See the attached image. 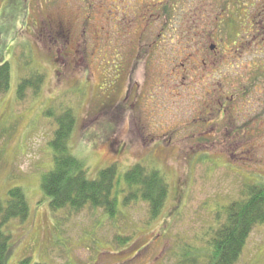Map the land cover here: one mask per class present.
<instances>
[{
  "label": "rangeland",
  "instance_id": "rangeland-1",
  "mask_svg": "<svg viewBox=\"0 0 264 264\" xmlns=\"http://www.w3.org/2000/svg\"><path fill=\"white\" fill-rule=\"evenodd\" d=\"M157 1L0 0V62L10 69L9 88L0 94V199L21 187L29 207L26 219L3 226L10 237L5 264H207L210 229L224 206L239 199L245 184L264 183V81L249 85L247 74L230 75L228 92L238 94L231 111L242 109L228 112L233 119L221 132H207L208 122L197 119L206 97L201 80L184 86L190 91L180 100L174 85H157L144 96L155 78L144 59L134 64V85L122 99L129 84L123 68L113 76L114 63L129 68L127 47L139 40L146 3ZM257 1L238 3L245 14ZM161 2V19L151 20L155 32L171 30L174 22V0ZM167 33L161 45L170 55L175 41ZM34 73L44 75L38 94L29 89L18 100V83ZM67 107L75 115L69 151L84 162L89 179L113 164L119 178L135 164L164 175L169 191L157 218L150 219L140 199L122 207V193V214L112 219L100 208L50 207L41 178L53 164L54 117ZM242 122L245 130L231 129ZM118 235L129 240L119 243ZM235 264H264V226L251 230Z\"/></svg>",
  "mask_w": 264,
  "mask_h": 264
},
{
  "label": "flooded vegetation",
  "instance_id": "flooded-vegetation-1",
  "mask_svg": "<svg viewBox=\"0 0 264 264\" xmlns=\"http://www.w3.org/2000/svg\"><path fill=\"white\" fill-rule=\"evenodd\" d=\"M161 1L153 2L152 7L146 3L139 40L136 41V45L134 40L130 41L131 45L126 50L129 68L127 70L124 67L119 68V60L114 63L113 76L119 78V72L123 68L125 71L123 76L127 78L126 83L129 84L122 99H126L134 85L129 82L135 73L134 64L144 59V68L151 67L155 75L154 86L152 84L144 96H151L149 89L157 85H174L177 87V99L180 100L182 92L190 91V88H187L193 81L195 83L201 80L206 87V97L202 98L204 104L197 119L208 122L207 132L228 130L233 119L228 112L237 111L240 115L242 109L237 105L234 111L233 109L231 111L230 102L234 101L238 94L228 92L230 75L233 78L236 75L241 79L247 74V78L243 79L249 85L264 81V0L253 3L251 13L245 14L238 3L239 0H235L236 2L224 0L222 3L213 0H174L170 3L174 7V22L168 33L162 28L155 32L150 27L152 19L156 17L161 19L162 10L156 15ZM150 11L152 13H149ZM185 19L188 20V25L182 27V21ZM166 33L175 41L174 52H170V55H167L168 52H165V47L162 46L166 42ZM150 37L152 40H149ZM197 37L199 39H196ZM145 38H148L146 44H140ZM229 38H234L233 42L231 45H225L229 43ZM235 42L238 45H234ZM130 70L132 74L129 73ZM135 85L137 89L140 88ZM186 85L187 88L183 89ZM137 92L138 95L142 94L141 89ZM186 96L192 107H195L192 95ZM258 101L259 99H256L248 104L251 106ZM256 107L253 111L258 115L261 113V102ZM241 124L231 129L237 127L245 130L246 123Z\"/></svg>",
  "mask_w": 264,
  "mask_h": 264
},
{
  "label": "trees",
  "instance_id": "trees-1",
  "mask_svg": "<svg viewBox=\"0 0 264 264\" xmlns=\"http://www.w3.org/2000/svg\"><path fill=\"white\" fill-rule=\"evenodd\" d=\"M43 79L44 75L40 73L21 79L17 86V99L22 101L29 89L34 95L38 94ZM9 85V64L3 61L0 62V94H4ZM54 118L57 126L49 141L53 164L41 178L42 190L53 210L68 209V212L76 213L85 207L100 208L112 219L122 214L118 199L119 193H122V207L127 208L140 199L148 205L151 220L160 215L169 187L159 170L135 164L119 178L117 167L113 164L101 169L95 179H89L84 162L71 154L68 147L75 125L73 111L69 107L64 108ZM120 181L122 187L119 186ZM28 214L29 207L21 187L10 188L7 198L0 199V264H5L9 251L10 237L3 226L11 219L24 220ZM217 222L218 225L210 229L211 237L207 241V264H235L251 230L255 226H264V183L245 184L239 199L231 200L224 206L223 215L217 216ZM116 240L125 243L129 238L118 235ZM187 259L193 262V259Z\"/></svg>",
  "mask_w": 264,
  "mask_h": 264
}]
</instances>
